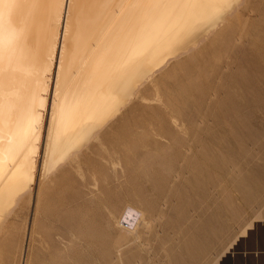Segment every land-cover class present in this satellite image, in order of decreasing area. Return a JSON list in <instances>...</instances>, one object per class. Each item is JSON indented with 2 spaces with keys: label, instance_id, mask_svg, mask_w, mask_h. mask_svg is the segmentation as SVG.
I'll use <instances>...</instances> for the list:
<instances>
[{
  "label": "rangeland",
  "instance_id": "rangeland-1",
  "mask_svg": "<svg viewBox=\"0 0 264 264\" xmlns=\"http://www.w3.org/2000/svg\"><path fill=\"white\" fill-rule=\"evenodd\" d=\"M194 29L105 142L1 207L0 264H264V0H223Z\"/></svg>",
  "mask_w": 264,
  "mask_h": 264
},
{
  "label": "bare ground",
  "instance_id": "bare-ground-1",
  "mask_svg": "<svg viewBox=\"0 0 264 264\" xmlns=\"http://www.w3.org/2000/svg\"><path fill=\"white\" fill-rule=\"evenodd\" d=\"M221 1L0 0V210L32 197L40 170L105 142L127 95ZM142 214L128 204L120 217Z\"/></svg>",
  "mask_w": 264,
  "mask_h": 264
}]
</instances>
